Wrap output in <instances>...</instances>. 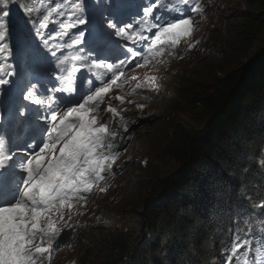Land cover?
Instances as JSON below:
<instances>
[{"label":"clouds","instance_id":"clouds-1","mask_svg":"<svg viewBox=\"0 0 264 264\" xmlns=\"http://www.w3.org/2000/svg\"><path fill=\"white\" fill-rule=\"evenodd\" d=\"M237 1L181 0L175 3L176 0H170L171 5H177L170 10L178 13L179 4L188 3L190 11L182 14L184 10L179 9L181 15H177L173 23L166 17L162 28L169 32L165 40L159 35L153 49L156 59L152 64L148 66L143 60L141 65L133 67L139 68L138 72L130 69V75H106L105 79H98V103L87 102L81 111L96 128L94 140L86 143L82 139L79 148L72 149L73 155L68 149L43 159L49 177L52 176L50 170L61 171L65 173L64 177L57 180L58 184L48 185L47 189L41 186L26 190L25 196L33 191L31 197L41 193L42 188L46 191L44 198L48 197V190L54 194L50 193L49 204L42 202L46 205L44 208L30 206L20 210V216L11 219L3 231L0 230V264H98V258L104 257L105 248L101 250L98 245L89 248L88 240L94 231L99 233L101 230L108 231L113 238L121 235L131 240L162 241L143 222L146 232L132 237L128 222L138 213L133 212L134 206L123 194L129 168L138 160L136 156L141 155L138 151H142L144 134L150 126L145 127L146 123L167 116V120L177 117L181 108H186V114H196V118L192 122L179 120L192 125L194 131L201 130L200 110L197 112L193 108V98L189 99L186 90L192 82H197V75L186 79L187 72L181 64L206 53L205 44L211 40L214 47L222 44L218 54L221 53L223 37L216 35V31L224 32L226 20L242 12L236 6ZM115 6L122 7L120 1ZM241 7L246 8L243 0ZM70 89L77 95L74 86ZM175 94L178 98L173 100ZM175 102L180 105V111L163 112V107ZM85 127L82 124L83 130ZM55 145L65 148L68 144L55 141ZM253 159L257 166L264 165L263 147L258 148ZM142 166L146 167L147 161L142 162ZM229 178L227 206L232 208L225 215L222 212L225 206L219 205L216 213L209 209L211 219L208 221H214V224L204 225L205 239L195 245L204 256L198 264H264V203L253 201L259 196L254 189V180L246 183L233 175ZM142 194L144 207L148 197L146 192ZM114 198L123 203L111 201ZM49 231L55 234L50 233L46 240H41V234ZM112 239H105L103 243ZM227 246H230L229 254L225 251Z\"/></svg>","mask_w":264,"mask_h":264},{"label":"trees","instance_id":"trees-1","mask_svg":"<svg viewBox=\"0 0 264 264\" xmlns=\"http://www.w3.org/2000/svg\"><path fill=\"white\" fill-rule=\"evenodd\" d=\"M243 1L245 10L226 20L224 32L216 31L223 37L221 53L205 60L204 78L186 89L193 108L200 110L201 130L173 116L145 124L150 126L138 152L156 163L170 161L175 171L153 173L140 161L126 180L124 196L148 230L171 248L169 264H198L204 259L195 245L205 239L204 225L214 224L208 221L209 209L216 213L219 205L225 206V215L232 208L227 206L229 175L246 183L254 180L259 196L253 201H264V165L257 166L253 159L258 148H264V0ZM162 109L170 114L180 111V105ZM143 192L148 197L144 207ZM103 232L92 233L89 248L104 242ZM104 244L108 246L98 264H152L145 239L117 235Z\"/></svg>","mask_w":264,"mask_h":264},{"label":"rangeland","instance_id":"rangeland-1","mask_svg":"<svg viewBox=\"0 0 264 264\" xmlns=\"http://www.w3.org/2000/svg\"><path fill=\"white\" fill-rule=\"evenodd\" d=\"M241 2H242V0H238L236 6L239 7V9L241 11H243L244 7H241ZM0 12L2 14V11H0ZM170 31H172V30H170ZM205 46L208 48L206 53H204L203 55H196L193 59L186 61L183 65L181 64V68L182 69L184 68L187 72L186 79L193 74H197V83L198 82L200 83L202 81V78H204L203 68H204L205 60L207 58L211 57L212 55L218 54L220 52V48H221L222 44L219 43L214 47L212 44V40H211V43L209 42V43L205 44ZM254 50H255V47L252 46L250 48V53ZM247 57L246 58L249 61V59H250L249 55ZM247 59L243 60L242 64H246ZM177 98H178V95L175 94L173 96V100H176ZM181 109H182V112L179 115H177L178 118L184 119L185 121H188V122H192L193 121L192 119L196 118V116H195L196 114L187 115L186 114V111H187L186 108H181ZM161 115H162V112H161ZM136 158L138 160L136 161V163L133 161V163L131 164V166L129 168L128 174L133 173L134 170L137 169V165H138V163H140V161H141V163L144 161H147V167H151L153 173L156 171L157 173L169 174L171 171L172 172L175 171V164L171 163L168 160L163 161L161 163H156L153 159H151L147 156L139 155V156H136ZM115 200H118L119 203H123L122 200L115 199V198L112 199L111 201H115ZM254 201H255V203L263 202V201H259V200H254ZM133 206H135V205H133ZM256 225H257V223H256ZM113 227L118 228L117 225H113ZM128 227L132 231V237L136 236L137 234H139L141 232H146V229H145L142 221L140 220V218L138 216L129 220ZM50 233L55 234L54 231H49L47 233L44 232L43 234H41V240H46L47 239L46 236L49 235ZM103 235H104V239H112L113 238V236L109 235L108 231H104ZM148 236H149V238H151L152 234L149 233ZM131 241H134V240H131ZM146 241L149 242V245L146 248L145 252L148 256V259L151 261V263L154 264L155 262H159L161 264H169V259L171 256V248L167 247V245H165V243H162V242L150 241V240H146ZM105 246L106 245L103 242L98 244V247L101 250H103ZM71 255H73V253L70 254L69 256H71Z\"/></svg>","mask_w":264,"mask_h":264},{"label":"bare ground","instance_id":"bare-ground-1","mask_svg":"<svg viewBox=\"0 0 264 264\" xmlns=\"http://www.w3.org/2000/svg\"><path fill=\"white\" fill-rule=\"evenodd\" d=\"M46 1L47 0H16V1H13V0H0V11H2V13H4V17L6 19L7 22H10V23H21V24H27L29 22V19H27L25 17V15H29V14H32L34 13L35 11L37 10H40V9H43L45 7V4H46ZM135 2H140V0H134ZM144 7H145V4L144 2H142ZM188 5V3H186ZM143 9V7H142ZM43 16H48L47 12H43L42 13ZM134 15H132L133 17ZM131 17V15H130ZM143 17L139 18V20H142ZM87 24L83 25V27H85ZM134 31V30H133ZM168 31L169 29H165V28H161V36L164 37L163 40H165V37L167 36L168 34ZM128 32L130 31H127L126 33L128 34ZM140 33L142 34V36L146 35V33L140 31ZM130 34H128L127 36H129ZM161 40V41H163ZM99 43L103 44L104 41L101 40ZM99 43H97V45H99ZM155 44L154 43H150L149 45H145V44H142L141 47H139L137 49V53H143L144 51H146V49L150 46L152 47V50L155 49L154 46ZM100 46V45H99ZM102 46V45H101ZM119 48H111L110 51H111V55H113V57H119V59H121V61H125L126 60V57L125 56H122L123 54H125L126 50L128 49L127 47H124L122 46L121 44L118 45ZM99 49V48H97ZM31 56V55H30ZM122 56V57H121ZM24 90V89H21V91ZM195 91V90H194ZM8 94V93H6ZM91 95L88 96V98L90 97ZM79 96H77L78 98ZM68 98V96H67ZM15 96H11L9 97V101L10 102H15ZM67 99H63L62 101V105L64 106L65 104H67L66 102L68 101H71V100H67ZM19 102V100L17 101ZM88 102V99H86L83 104L86 105ZM70 104V103H68ZM61 105V106H62ZM67 106V105H66ZM70 106V105H69ZM69 106H67L69 108ZM84 109V107L81 108V111ZM68 113V112H67ZM69 134H70V137L72 138L71 140V143L73 141H75L76 139V126L69 129ZM21 132V129L19 130L18 134ZM67 139H70V138H67ZM30 153H32V149H30ZM27 161H32V160H27ZM139 187V186H138ZM42 192L44 193L43 195L45 196L46 195V191L45 189H41ZM42 199H45V198H42ZM30 200V199H28ZM261 201V200H259ZM264 202V201H263ZM34 204L36 205V202H34ZM230 246H227L226 248V252L229 254L230 253V250H229Z\"/></svg>","mask_w":264,"mask_h":264}]
</instances>
